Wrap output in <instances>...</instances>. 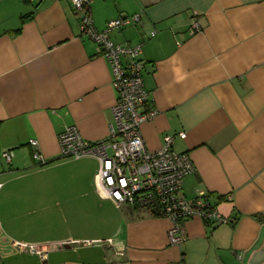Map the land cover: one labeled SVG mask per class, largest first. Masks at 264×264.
<instances>
[{"label":"crops","instance_id":"obj_1","mask_svg":"<svg viewBox=\"0 0 264 264\" xmlns=\"http://www.w3.org/2000/svg\"><path fill=\"white\" fill-rule=\"evenodd\" d=\"M90 9L98 29L140 12L110 36L142 44V109L157 111L141 124L145 145L157 151L174 135L173 150L194 164L181 194L201 195L230 222L194 216L172 245L167 218L100 197L98 160L60 158L58 134L75 125L90 142L107 136L108 62L80 34L71 0H0V156L14 155L0 157V264H264V0H92ZM192 21L201 27L189 33ZM31 138L46 164L33 160Z\"/></svg>","mask_w":264,"mask_h":264},{"label":"built area","instance_id":"obj_2","mask_svg":"<svg viewBox=\"0 0 264 264\" xmlns=\"http://www.w3.org/2000/svg\"><path fill=\"white\" fill-rule=\"evenodd\" d=\"M91 1L71 0V3L79 18L80 34L99 46L110 66L111 87L115 92L112 120L107 136L96 142L85 140L75 125L65 126L58 134L60 158L95 157L98 167L93 185L98 195L111 200L117 207L144 208L167 218L170 222L167 236L172 245L183 242V223L194 216L213 225L228 224L230 220L201 195L188 200L181 194L184 180L194 171V164L187 152L173 150L174 135L166 134L157 151H149L145 145L141 124L157 111L142 109L149 95L143 83L142 44L120 43L110 36L114 30L139 24L142 20L140 12L119 15L98 29L91 15ZM200 27L198 21H192L189 33ZM177 135H183V132ZM28 144L37 165L46 164L48 160L41 154L37 140L28 139ZM13 156L11 149H5L0 157L10 164Z\"/></svg>","mask_w":264,"mask_h":264}]
</instances>
